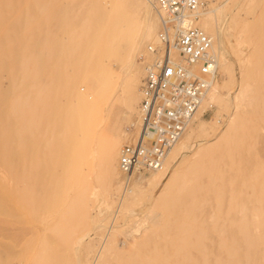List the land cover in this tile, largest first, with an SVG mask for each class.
Segmentation results:
<instances>
[{
  "label": "bare ground",
  "instance_id": "bare-ground-1",
  "mask_svg": "<svg viewBox=\"0 0 264 264\" xmlns=\"http://www.w3.org/2000/svg\"><path fill=\"white\" fill-rule=\"evenodd\" d=\"M116 1H119L122 7L127 8L132 4L140 3L141 0ZM145 1L151 3L153 8L150 0ZM84 3V7L75 14L76 16L64 15L56 20L53 28L47 29L45 38L44 29H38L32 21H20L0 27V74L7 73L13 86L11 94L2 93L0 90V103L3 96L11 95L7 97L10 99L7 118L11 120L10 124H12V126L5 125L0 129L3 135L0 138V162L10 173L11 179L17 187V191L13 194L23 195L27 200L25 207L20 206L18 201H16L18 203H8L5 201V194L0 190V215L12 217L11 214H19L18 212L21 211V213L23 212V222L27 225L33 223L30 218L33 215L44 220V233L52 232L59 238H62L61 233H65L66 229H69L72 219L62 216L51 221V224L47 222V217L53 216L51 215L52 203L49 201L48 188L59 189L63 186L62 180L65 178V174H68L66 168L77 150L79 151L81 148L79 134L83 132L86 134L88 120L94 121L95 112L109 105L113 88L117 87L119 83H125V87H128L126 89H129L126 106L129 110L133 106L135 107L134 104L138 101L135 89L136 81L132 76L129 78L128 75H131L135 70V56L147 41L155 39V42L149 46L156 45L159 32L158 30L156 33L157 27L154 20L152 22L147 20L138 33L134 37H130L127 31L119 28L121 24L127 23L124 18L118 17L116 10L105 11L100 0H86ZM146 4L148 3L146 2ZM146 4H144L145 11L150 14V7ZM214 11L213 8L208 11L203 10L197 25L208 35H212L209 36L213 39V54L218 72L221 74L227 72L229 76L226 61L227 51L221 43L220 33L215 30L214 15H212ZM158 21L160 22L159 15ZM158 24L160 29V23ZM5 30L10 31L12 36L3 35ZM244 33L256 50L254 57L256 63L250 74L252 80L255 81L254 92L249 98L252 107L251 121L247 122L243 114L237 118L236 113L237 120L233 126L229 122L231 128L221 143L199 152L195 161L177 172L170 180L159 203V207L165 213L168 221L166 231L183 239L173 242L170 249L165 248L159 251L152 247L154 240L148 237L140 240L141 242L133 246L134 248L132 247L133 249L128 253L116 249L118 242L115 243L116 248L110 242L95 264H175L177 256L182 258L181 264H264V162L262 164L258 162L255 165L256 171L247 174L245 170H248L249 161L242 155L243 150L253 149L248 141L251 136L250 130L255 134L254 136H257V126L264 124V3L260 15L250 26L245 27ZM93 34L99 35L97 40L95 39L98 43L96 48L92 47V43L87 42V38ZM104 40L107 53L112 56L114 62L127 61L126 68L122 72L120 70L119 75H115L109 66H106L103 72H99L97 55L100 53V46ZM122 45L126 46L123 51L120 47ZM148 47L147 54L150 57ZM86 55H89L92 71L85 75ZM74 61H76L74 68L80 71V76H76L75 84L70 86L67 81L62 80L65 72L64 64L66 62L72 64ZM216 76L212 80L208 93L210 101H221L220 89L223 88V84L219 85ZM125 78L127 79L124 81ZM79 85L96 90L92 101L85 100L83 94L78 91ZM242 95L243 93H241ZM246 96L248 95L246 94ZM238 97L240 96L238 95ZM77 103H81L82 111L79 110ZM200 106L199 111L193 117L194 120H199L205 112L206 103L204 102ZM87 113L88 120H86ZM102 117L104 118V116ZM133 127L135 135L131 138V142L138 135V114ZM186 130L185 132H187ZM190 138H193L191 128L185 138L181 141L179 139V143L177 142L178 144L176 143L177 145L170 152L165 161L166 168L173 166L175 160L177 161L179 156L189 148ZM130 141L126 144H130ZM120 142L117 136H113L105 144L101 164L102 172L106 178H114L118 171L123 175L119 169L118 148L121 145ZM11 149L20 155L17 168H13L8 159ZM46 161L51 165L50 170H45ZM162 168L151 170V173H154L152 175L154 182L161 180L163 175L161 170H164ZM226 170H240V172L233 177L230 184L231 193L228 195V212L226 214V219H230V221L227 225L218 228L214 222L204 223L202 209L204 199L214 197L215 200L212 202L214 203V219H221L228 190L225 183ZM46 171L52 174L48 183L46 182ZM6 196L10 200L13 199L12 194L7 193ZM77 204L80 206L79 202L71 204L66 213H72L71 210ZM61 208L63 209L62 206ZM55 211L57 212V210ZM52 214L54 213L52 212ZM230 215H232L231 218ZM211 232L215 239L208 243ZM49 236H38L29 241L24 248L22 261L17 264H70L68 247H65L64 250L60 249L56 244L50 242ZM3 240L4 237L0 240V264H10L12 259L10 252L14 249L15 244L13 241L4 243ZM7 244L10 247L6 246ZM78 246L75 247V250L78 249ZM130 246L132 245L130 244ZM193 252L201 255V263L195 256H191ZM212 254H215L216 257L210 259ZM74 257L77 264H82L78 263L77 256ZM88 261L86 262L88 263Z\"/></svg>",
  "mask_w": 264,
  "mask_h": 264
},
{
  "label": "rangeland",
  "instance_id": "rangeland-1",
  "mask_svg": "<svg viewBox=\"0 0 264 264\" xmlns=\"http://www.w3.org/2000/svg\"><path fill=\"white\" fill-rule=\"evenodd\" d=\"M36 1L37 3H35ZM85 1L86 0H0V27L20 21H32L37 25L36 27L38 29H44L45 38L47 29L53 28L52 26L56 20H59L60 17L64 15L68 17L76 16L75 14L84 7ZM100 1L101 6L105 11L110 12L111 10H116L118 17L126 20L127 24H121L119 28L123 31H127L130 37H134L147 20L151 22L154 20L153 22L157 27L156 33L158 32V23L160 22L158 21L157 12L154 9V0H150L153 4V8L150 5L151 3L149 4V2L145 0H141L140 3L132 4L127 8L122 7L121 3L116 0ZM263 1L264 0H207L204 11H208L210 8L215 9L212 14L214 15L215 30L220 33L221 43L227 51L226 61L228 65V73H230V75L228 76L227 72V75L221 74L218 72V69L216 74V79L219 85L223 84V88L221 87L222 89H220L221 101H210L207 94L202 102L206 103L205 112L199 120H194V118L191 120L186 130L187 132H185V135L180 139L181 141L185 138L191 128L193 138H190L191 142L189 141V148L179 156L177 161L175 160L173 166L166 168L164 162V170H161L163 175L159 182H154L152 177L154 173H151V170L146 169L135 170L130 177L121 175L118 171L114 178L109 179L104 176L101 164L106 142L113 136L119 138L121 141V145L118 148L119 158L121 148L126 145L127 142L132 140L131 138L135 135L133 133V126L137 119V106L140 101V87L145 76V65L150 60V57L147 54V47L155 42V39L150 42L147 41L144 44V49L142 48L135 56V70H133L131 75H128L129 78L133 77L136 81L135 89L138 101L134 104L135 107L133 106V110H129L126 106L128 101L127 98L129 97V89H126L128 87H125V83H119L117 87L113 88L109 99V105L95 112L94 116L96 117L93 118L94 121L90 122L88 113L86 114V120L89 119V125L87 124L88 126L86 127L87 133L85 134L83 132L79 134L81 148L79 151L77 150L75 156L70 161L68 168H66L68 174L66 173L64 176L65 180H62L63 186L59 189L48 188L49 201L52 203L51 215L53 216H50V218L47 217V222L51 224V221H55V219H59L62 216H64V218H69L70 220L72 219L69 224L71 225L69 226V229H66L65 233H61L60 236L62 238L57 237L52 232L46 231L44 233V220L38 219L33 215L30 216L33 223H30L29 225L23 222V212L21 213V211L18 212L19 214H11L12 217L0 215V240L4 237V243L13 241L15 244L14 249L10 252L12 258L10 264H17L22 261L21 258L26 244L29 241L34 240V238L38 236L44 237V235H50V242L56 244L60 249L62 248L64 250L65 247H68L70 264H77L74 256H77L78 263L95 264L98 261L99 256L105 252L104 249L108 248V243L110 242L113 243L114 246L115 243L118 242L116 244L118 247L116 248L115 246V248L121 252L128 253L134 248L133 246L139 244L142 240L148 237L154 240L152 247L159 251L165 248L170 249L173 242L175 243L183 239L177 238L171 232L166 231L168 221L165 213L159 207L160 200L165 193L170 180L177 174V172L185 169L191 162L195 161L198 158L199 152L213 148L221 143L224 136L228 134L231 126L236 122V116L238 118L243 114L247 119V122L251 121L252 107L249 103V98L254 92L255 81L252 80L253 78L250 74L256 63L254 58L256 50L247 40L248 38L244 35V32L245 27L250 26L260 15L263 9ZM146 2L148 4H146ZM144 4L150 7V14H147L145 11ZM4 33L5 34H2L12 36L10 31L5 30ZM98 36V34H93L87 38V42L92 43V47L94 46V48L98 45L96 41ZM213 38L215 37L213 36ZM105 42V40L102 42L100 53L97 55V67H99V72H103L105 67L109 66L113 69L115 75H119L120 70L122 72L124 71V68H126L127 61L114 62L112 56L107 53ZM120 47L122 51L126 48L125 45ZM75 62L76 61L72 62V64L66 62L64 64L65 72L62 80L67 81V84L70 86L75 84L74 80L76 76H80V71H77L78 69L74 68ZM85 63L86 70L84 74L86 75L87 72L90 73L92 71L89 64V55H86ZM247 70L249 71L247 72ZM135 72L138 75H136ZM126 79L127 78H125L124 81ZM12 87L8 74L1 73V92H8L11 94ZM77 88L78 91L83 94L86 101H92L94 99V95H96V90L94 88L90 89L82 85H79ZM241 93H243L242 96ZM10 94H8L7 97L11 96ZM246 94L248 96H246ZM238 95L240 97H238ZM7 97L6 95L3 96L0 103V129L5 125L12 126V124H10L11 120H8L7 118L8 101L10 100ZM242 103L245 105H242ZM77 105L79 110L82 111L81 103H77ZM234 106L237 108L235 109ZM102 116H104V118ZM229 122L232 124L231 126ZM250 133L252 138L250 136L251 139L249 138L248 141L253 146V149L250 151L243 150L242 152V155L249 161L248 170H245L247 174L256 171L255 165L258 162L261 164L264 162V124L257 126V136H254L255 134L251 130ZM1 137H3V135L0 131V138ZM249 142L247 143L249 144ZM8 155V159L13 168L19 167L20 155L18 152L11 149L9 150ZM50 168L51 165L46 161L45 170H50ZM239 172L240 170H226L225 183L228 190L226 193L227 199L224 201L223 205L221 219H214V203H212L215 200L214 197L206 200L204 199L202 209V215L204 216L203 218H205L204 223L211 224L214 222L218 228L228 224L230 219H226V214L228 212V195L231 193L230 184L233 177ZM45 176L47 178L46 182L48 183V179L52 178V174L49 171H46ZM0 190L5 194L6 202L14 203L18 201L20 206H27V200L23 195H19L18 193H15V195L13 194L17 191V187L12 181L10 173H8L7 169L1 162ZM7 193L12 194L13 199L10 200L7 198ZM76 202H79L80 206L77 204L76 207L71 210L72 213L67 214L66 211L68 210V207ZM63 204L65 205L63 206ZM59 208L60 210H58ZM55 210H57V212ZM52 212L55 215L52 214ZM232 215L229 217L231 218ZM31 224L37 227H33ZM214 239L215 237L211 232L208 243H211ZM77 243H79L78 245L80 246H78ZM130 244L132 246H130ZM6 246L10 247L8 244ZM76 246H78V249L75 250ZM95 252H97L96 255ZM191 256H195L201 263L202 257L200 254L193 252L191 253ZM213 257H216V255L212 254L210 259ZM176 260V262L174 260L175 264H181V257L177 256ZM86 261H88V263Z\"/></svg>",
  "mask_w": 264,
  "mask_h": 264
},
{
  "label": "built area",
  "instance_id": "built-area-1",
  "mask_svg": "<svg viewBox=\"0 0 264 264\" xmlns=\"http://www.w3.org/2000/svg\"><path fill=\"white\" fill-rule=\"evenodd\" d=\"M207 0H155L160 29L140 87L136 139L119 153V169L160 170L207 96L217 67L213 39L198 25Z\"/></svg>",
  "mask_w": 264,
  "mask_h": 264
}]
</instances>
